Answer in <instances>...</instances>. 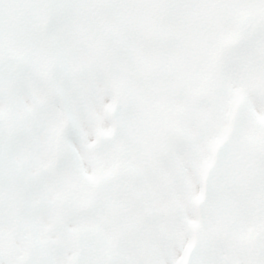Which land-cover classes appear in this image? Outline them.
Wrapping results in <instances>:
<instances>
[{"label":"snow or ice","instance_id":"6c2138e0","mask_svg":"<svg viewBox=\"0 0 264 264\" xmlns=\"http://www.w3.org/2000/svg\"><path fill=\"white\" fill-rule=\"evenodd\" d=\"M0 264H264V0H0Z\"/></svg>","mask_w":264,"mask_h":264}]
</instances>
